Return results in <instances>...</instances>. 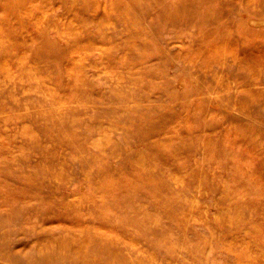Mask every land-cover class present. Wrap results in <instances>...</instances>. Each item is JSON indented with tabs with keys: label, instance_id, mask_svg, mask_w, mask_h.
<instances>
[{
	"label": "rangeland",
	"instance_id": "374dc122",
	"mask_svg": "<svg viewBox=\"0 0 264 264\" xmlns=\"http://www.w3.org/2000/svg\"><path fill=\"white\" fill-rule=\"evenodd\" d=\"M72 262L264 264V0H0V264Z\"/></svg>",
	"mask_w": 264,
	"mask_h": 264
},
{
	"label": "bare ground",
	"instance_id": "6f19581e",
	"mask_svg": "<svg viewBox=\"0 0 264 264\" xmlns=\"http://www.w3.org/2000/svg\"><path fill=\"white\" fill-rule=\"evenodd\" d=\"M61 249H59V251H60ZM54 254H56V253H54ZM59 254V253H58ZM60 255V254H59ZM60 256H63V255H60ZM48 257V256H47ZM49 258V257H48ZM58 258H60V257H56L54 260L56 261ZM51 260H53V259H51ZM45 261H48L47 259L45 260ZM51 262V261H50ZM67 262H69V260H67ZM74 262H72V264H73Z\"/></svg>",
	"mask_w": 264,
	"mask_h": 264
}]
</instances>
